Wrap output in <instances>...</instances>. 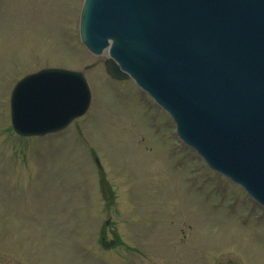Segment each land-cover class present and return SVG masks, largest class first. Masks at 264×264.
<instances>
[{"label":"rangeland","instance_id":"1","mask_svg":"<svg viewBox=\"0 0 264 264\" xmlns=\"http://www.w3.org/2000/svg\"><path fill=\"white\" fill-rule=\"evenodd\" d=\"M82 1L0 0V264H264V208L179 146L133 80L108 76L79 38ZM87 64L86 114L18 137L15 82ZM104 230L119 245L103 250Z\"/></svg>","mask_w":264,"mask_h":264},{"label":"water","instance_id":"2","mask_svg":"<svg viewBox=\"0 0 264 264\" xmlns=\"http://www.w3.org/2000/svg\"><path fill=\"white\" fill-rule=\"evenodd\" d=\"M81 35L108 47L109 74L132 76L182 138L264 204V0H85ZM81 72L49 68L11 93V123L43 134L82 114Z\"/></svg>","mask_w":264,"mask_h":264}]
</instances>
